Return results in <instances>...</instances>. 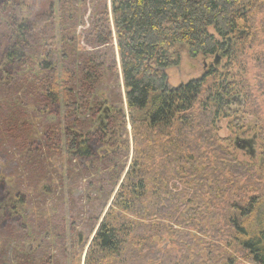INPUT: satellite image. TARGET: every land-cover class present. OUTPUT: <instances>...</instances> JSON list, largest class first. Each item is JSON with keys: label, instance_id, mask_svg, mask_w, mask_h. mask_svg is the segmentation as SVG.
I'll return each instance as SVG.
<instances>
[{"label": "trees", "instance_id": "1", "mask_svg": "<svg viewBox=\"0 0 264 264\" xmlns=\"http://www.w3.org/2000/svg\"><path fill=\"white\" fill-rule=\"evenodd\" d=\"M20 2L0 0V18L17 11ZM262 13L264 0H110L112 30L98 26L93 40L99 46L116 47L134 148L124 179L87 247L84 264H203L200 253H218L224 242L237 252L229 256L224 251L228 263L237 258L264 264V215L256 227L246 224L257 212L262 193L236 187L243 182L263 187L261 174L237 163L217 134L221 119L242 124L238 115L242 107L232 106L237 84L230 70L242 64L254 43L264 42V19L255 27L254 17ZM48 21L45 15L33 21L10 19L0 74L32 68L36 60L31 52L45 44L35 86L42 102L57 107L60 81L70 82L71 75L63 70L59 77L52 63L54 38L42 33ZM181 48L192 59L218 56L226 64L222 70L214 65L202 78L170 88L166 71L179 65ZM86 75L89 81L91 76ZM62 86L71 119L83 108L71 104L70 89L66 92ZM107 135L103 129L81 139L66 131L67 150L75 159L92 161ZM6 198L0 182V208ZM217 204L223 208L224 231L214 224ZM166 238L175 241L179 260L162 255Z\"/></svg>", "mask_w": 264, "mask_h": 264}, {"label": "rangeland", "instance_id": "2", "mask_svg": "<svg viewBox=\"0 0 264 264\" xmlns=\"http://www.w3.org/2000/svg\"><path fill=\"white\" fill-rule=\"evenodd\" d=\"M109 13L110 0H21L17 11L0 18V68L8 46L10 19L33 21L45 15L49 21L42 33L54 38L52 63L59 77L63 70L71 75L70 82L60 81V103L53 107L42 102L41 91L35 86L41 77L37 62L45 59V44L31 52L36 60L32 68L0 74V182L7 196L0 208V264H84L100 219L131 164L133 133L116 67V47L99 46L93 40L98 26L112 30ZM254 17L257 27L264 13ZM179 56V65L166 71L170 88L202 78L215 62L214 57L192 59L182 48ZM217 63L222 70L226 60L218 58ZM230 72L237 84L231 94L235 96L232 106L242 107L238 115L243 120L238 126L219 120L217 134L224 141L221 146L237 163L261 174V188L249 182L236 186L262 193L257 212L246 222L253 228L264 215V42L247 49L242 64L233 65ZM86 73L91 76L89 81ZM61 85L66 92L70 89L71 104L83 108L71 119L64 108L67 99ZM103 129L107 138L92 161L75 159L68 152L66 131L83 139ZM254 136L255 159L234 146L236 139L252 140ZM222 209L218 204L214 208V224L224 231L227 226L222 222ZM4 212L11 216L4 218ZM161 244L162 255L179 260L172 238ZM220 248L212 255L200 253L202 263L250 264L237 258L228 263L224 251L236 256V249L228 248L225 242Z\"/></svg>", "mask_w": 264, "mask_h": 264}, {"label": "water", "instance_id": "3", "mask_svg": "<svg viewBox=\"0 0 264 264\" xmlns=\"http://www.w3.org/2000/svg\"><path fill=\"white\" fill-rule=\"evenodd\" d=\"M218 56H216L215 58V62H214V65H218ZM253 139L252 140H248V141H244L242 139H236L235 143H234V146L235 148H237L238 150H241V151H245L248 156H250L251 158H254L255 157V150H254V147H253Z\"/></svg>", "mask_w": 264, "mask_h": 264}, {"label": "flooded vegetation", "instance_id": "4", "mask_svg": "<svg viewBox=\"0 0 264 264\" xmlns=\"http://www.w3.org/2000/svg\"><path fill=\"white\" fill-rule=\"evenodd\" d=\"M253 138H254V139H253L254 141H253L252 144H253V147H254V150H255V136H254ZM242 140H244V141H248V140H245V139H242ZM256 156H257V155H256V150H255V157H254L253 159H255ZM262 166H264V159H263V161H262Z\"/></svg>", "mask_w": 264, "mask_h": 264}]
</instances>
